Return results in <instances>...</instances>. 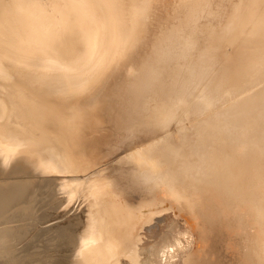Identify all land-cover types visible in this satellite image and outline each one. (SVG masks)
<instances>
[{
	"label": "bare ground",
	"instance_id": "bare-ground-1",
	"mask_svg": "<svg viewBox=\"0 0 264 264\" xmlns=\"http://www.w3.org/2000/svg\"><path fill=\"white\" fill-rule=\"evenodd\" d=\"M99 1L117 21L121 49L106 85L109 112L119 102L112 117L121 132L108 152L143 142L118 159L126 170L116 179L120 199L134 214L173 211L186 242L179 264H264V0ZM13 79L0 70L4 147L26 128L38 135L47 126L38 111L47 104L44 96ZM32 132L24 135L30 140ZM16 144L7 155L13 164L0 174V251L30 229L24 220L41 207L34 196L38 180L56 172L55 156H48L50 165L39 149L33 157L45 162L26 160L30 169L25 159L18 164L32 146ZM24 193L30 196L21 203ZM34 236L27 248L55 238L47 230ZM47 252L36 257H55ZM11 257L0 253V263Z\"/></svg>",
	"mask_w": 264,
	"mask_h": 264
},
{
	"label": "rangeland",
	"instance_id": "rangeland-1",
	"mask_svg": "<svg viewBox=\"0 0 264 264\" xmlns=\"http://www.w3.org/2000/svg\"><path fill=\"white\" fill-rule=\"evenodd\" d=\"M118 35L114 15L99 0H0V70L9 72L16 82L31 84L47 102L38 110L40 115L36 112L46 130L31 126L41 137L36 138L30 127L24 132L34 131L32 141L39 138L35 147L28 139L31 134L20 133L7 140L6 147L0 141V174L13 164L7 155L19 141L25 149V143H30L33 148L26 146L32 157L39 149L44 159L55 156L56 160L49 158L50 165L57 161L51 165L55 164L56 172L38 180L42 192L35 188L41 207L26 217L28 224L19 223L30 229L12 249L4 245L0 253L7 251L12 257L0 264H179L180 247L186 242L179 235L183 229L173 211L152 208L136 216L119 196L116 179H123L126 170L118 159L130 151L132 156L135 146L143 142L133 144L130 151L128 147L117 151V156L111 152L114 157L108 152L110 139L121 132L119 119L112 117L119 102H113L114 111L109 112L106 95L109 72L120 58ZM33 115L27 118L31 123ZM31 153L20 155L18 164L23 166L24 159L25 166L43 162L41 155L34 161L26 159L32 158ZM26 195L18 201L24 202L30 196ZM46 230L55 237L51 244L40 241L27 248L35 234ZM49 249L55 257L37 258ZM34 256L38 260L31 262Z\"/></svg>",
	"mask_w": 264,
	"mask_h": 264
}]
</instances>
